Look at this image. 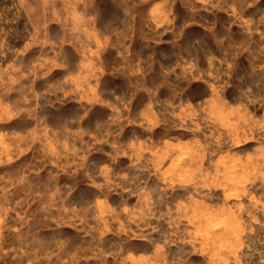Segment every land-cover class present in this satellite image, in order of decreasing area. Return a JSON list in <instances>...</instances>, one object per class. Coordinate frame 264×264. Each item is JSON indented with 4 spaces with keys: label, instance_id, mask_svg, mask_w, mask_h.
<instances>
[{
    "label": "clouds",
    "instance_id": "clouds-1",
    "mask_svg": "<svg viewBox=\"0 0 264 264\" xmlns=\"http://www.w3.org/2000/svg\"><path fill=\"white\" fill-rule=\"evenodd\" d=\"M142 2L143 0H122L126 19L125 26L119 29L108 30L107 26L104 30L98 29L96 14H76L77 22L70 31L74 33L73 38L80 41L84 53L77 75L81 85L94 80L96 86L86 91L82 88L61 87L56 91L63 92V96H57L55 101L49 103H63L70 93L84 91V98L89 99L90 103L106 106L112 109V113L106 120L97 122L89 132L65 128L63 138L56 136L55 144L48 142L50 146L45 147L44 155L39 158L43 163L34 162L36 166L33 170L37 173L48 164H53L56 168L51 173L53 177L61 172L87 177V182L104 194L101 203L106 205L107 215H90L95 202L83 209L65 208L63 201L71 194L72 186L65 185L64 192L59 187L52 186L46 193L37 194V198L47 197L46 207L57 209L56 215H48L46 219L49 222L55 219L56 227L65 223L86 225L83 231L85 236L91 237L90 241L70 256L64 254L68 244L67 238H64L58 239L51 248L43 251L25 246L27 250L17 252L13 259L30 256L27 264H80L81 260L87 262L103 257L106 261L108 256H113L114 260L120 257L116 264H126L124 246L135 230L137 234L143 233V238L155 246L156 250L149 264H172L167 259L165 249L172 244L181 248L191 244L194 248L198 240L203 239V233H198L194 227L201 215L213 207L218 212L224 211L220 205L221 202L227 204V200L222 197L216 198L215 206L208 203L213 199L215 189L238 188L239 191L228 192V195H243L244 185L257 178L264 181V117L257 119L249 111L250 105L264 104V92L254 93L251 87L241 89L239 96L231 102L222 95L230 86L238 55L245 49L228 46L217 56L203 50L198 40L184 48L181 45L184 29L190 23L200 21L190 20L177 25V17L169 7L167 14L148 16L149 31L141 32L140 35L145 41V48H148L152 42L160 44V37L164 32L173 33V38L168 43L181 49L175 66H165L158 61L155 50L146 56L143 52H134L132 41L136 36V8ZM95 3L96 0H87L85 6ZM195 3L199 7L194 4L192 12H198L200 8L207 11L221 8L228 12L230 17L235 18L232 22L240 23L249 37L259 34L258 39L264 49V9L258 10L256 19L244 18L245 10L259 4L260 0H195ZM161 25H166L163 31H160ZM204 26L211 31L215 28V23L206 22ZM97 33L103 37V41L98 44ZM64 42L72 43V40L62 39L61 43ZM93 44L96 46L93 47ZM109 47L117 49V63H106L103 59V53ZM202 59L208 62L206 68L201 67ZM157 64L158 70L155 67ZM54 67L66 69L68 65L53 63L44 75ZM153 73L155 75L149 79ZM117 76L126 80V93L118 94L115 88H101L97 91L101 78L115 79ZM71 80V77L66 78V82ZM193 80H202L210 85V94L206 92L195 104L184 95L187 85ZM161 89L168 90L166 97L160 95ZM141 92L146 94L147 102L143 108L133 113V99ZM105 94L111 99H105ZM35 107H39V104L34 105ZM89 111L90 109H85L73 123L83 121ZM129 125L134 126L133 136L129 140H123L124 129ZM57 131L59 130H54L53 134ZM46 134L47 127L40 135L46 137ZM188 135L191 139H182ZM249 139L257 142L253 151L237 147ZM93 152L103 153L108 158L106 162L96 166L94 173L88 168L89 156ZM125 156L129 158L127 166L117 167L120 158ZM165 161H170L166 167ZM153 177L157 183L149 184ZM23 183V179L16 181V184ZM177 189H182L184 195L169 200L168 197ZM8 191L9 188H4V194ZM112 193H118L121 197V202L116 207L107 204L108 195ZM132 196L136 197V202L129 206L128 198ZM23 199L22 196L21 200ZM243 210V205H237L235 215ZM89 219L107 223L88 224ZM108 223H112L114 227L109 229ZM108 231H112L119 240L116 246L106 251L102 244ZM152 233H159V240ZM243 233L244 229L238 222L224 247L230 249L231 241L234 240L236 249L242 248L244 245L240 242V237ZM209 243L210 241L204 240L206 247ZM185 250L191 254L192 249ZM10 251L13 250H6L4 255ZM261 259L264 260V255Z\"/></svg>",
    "mask_w": 264,
    "mask_h": 264
},
{
    "label": "rangeland",
    "instance_id": "rangeland-1",
    "mask_svg": "<svg viewBox=\"0 0 264 264\" xmlns=\"http://www.w3.org/2000/svg\"><path fill=\"white\" fill-rule=\"evenodd\" d=\"M86 3L87 0H0V161H9L0 163V256H3L0 264H27L30 256L13 259L17 252L27 250L25 246L43 251L51 248L58 239L67 238L68 244L64 254L70 256L90 241L91 237L84 235L83 229L86 225L65 223L56 227L55 219L51 222L46 219L48 215H56L57 209L46 207L47 197L37 198V194L46 193L52 186L59 187L62 192L65 191V185L72 186L71 194L63 201L65 208L83 209L95 202V208L90 210V215H107L106 205L101 203L104 194L89 184L87 177L82 174L71 176L64 172L53 177L51 173L56 171L53 164H48L39 173L33 170L36 166L34 162L43 163L39 158L44 155L45 147L50 146L48 142L55 144L56 136L63 138L66 134L65 128L89 132L95 128L97 122L106 120L112 113V109L106 106L90 103L89 99L84 98V91L70 93L63 103H49L55 101L57 96H63V92L56 91L61 87L82 88L86 91L96 86L94 80L81 85L77 75L84 53L80 41L75 40L74 33L70 31L77 22L76 14H96V26L101 30H104L105 26L108 30L125 26V5L122 0H96L95 4L88 7L85 6ZM194 4L199 7L195 0H175V3L173 0H143L138 3L133 51L143 52L146 56L155 50L158 61L165 66H175L181 49L168 43L172 40L173 33L164 32L160 37L161 43L157 45L152 42L148 48H145V41L140 35L141 32L149 31L148 16L167 14L171 7L172 13L177 17V25L190 20L200 21L190 23L184 29L181 41L184 48L198 40L203 50L217 56L228 46L245 49L238 55L230 86L222 95L231 102L239 96L241 89L251 87L254 93L264 92V49L258 39L259 34L255 33L249 37L245 28L240 23H233L235 18L230 17L228 12L221 8H213L212 11L200 8L198 12H192L191 7ZM259 9H264V0L248 7L244 18H258ZM206 22L215 23V28L210 31L204 26ZM165 26L161 25L160 31H163ZM81 38L83 39V34ZM62 39H71L72 43H61ZM102 41L103 37L97 33L96 43ZM95 46L96 44H93V47ZM103 59L106 63H117V49L109 47L103 53ZM53 63H65L68 68L54 67L50 73L44 75ZM207 66V60L202 59L201 67ZM155 67L158 70L159 64ZM154 75L155 73L151 74L149 79ZM68 77L72 78L70 82H66ZM101 88H115L118 94L126 93L127 82L120 76L115 79L105 77L101 78L97 91ZM206 92L210 94L209 84L202 80H193L187 85L184 95L195 104ZM160 95L166 97L168 90L161 89ZM104 98L111 99L107 94ZM146 102V94L138 93L132 102L133 113L143 108ZM36 104H39V107L34 108ZM85 109H90L88 116L79 123H73ZM249 111L257 119L264 117V104L250 105ZM45 127L46 137L40 135ZM54 130L59 131L54 135ZM133 132L134 126L129 125L124 129L122 139L129 140ZM182 139L189 140L191 136H183ZM256 144V141L249 139L237 147L251 152ZM24 149L27 150L23 151ZM107 159L103 153L93 152L89 156V170L94 173L96 166ZM128 161V157H121L117 167H126ZM169 163L170 161H165L164 166ZM20 179H23L24 183L16 184ZM154 183H157L155 177L149 180V184ZM6 187L9 191L4 194ZM244 189L245 194L236 196H229L228 192L239 191L238 188L215 189L213 199L208 203L215 206L216 198L222 197L227 200V204L221 202L220 205L224 211L218 212L213 207L212 210L204 212L194 224L197 232L203 233V239H199L194 248L191 244L184 248L176 244L169 245L165 249L167 259L172 261V264H264L261 259L264 255V181L257 178L254 182L244 185ZM183 195V190L177 189L168 199L175 200ZM17 201L20 203L17 204ZM120 202L118 193L108 195L107 204L116 207ZM135 202V196L128 198L129 206ZM237 205L244 206L239 215H235ZM238 222L244 229L240 237L244 246L237 250L233 240L231 248L226 249L224 246L231 233L236 230ZM94 223L103 224L107 221L88 220V224ZM124 226L127 228L126 224ZM107 227L111 229L114 225L108 223ZM143 235L137 234L135 230L132 232V238L124 246L126 264H149L156 249ZM152 236L157 240L160 238L159 233H152ZM216 237L218 239H215ZM118 240L112 231H108L102 246L107 251L116 246ZM204 240L210 241L207 247ZM9 249L13 251L4 255ZM185 249H192L191 254ZM119 259L120 257H116L114 260L113 256H108L106 261L101 257L99 260L90 259L87 262L81 260L80 264H116Z\"/></svg>",
    "mask_w": 264,
    "mask_h": 264
}]
</instances>
